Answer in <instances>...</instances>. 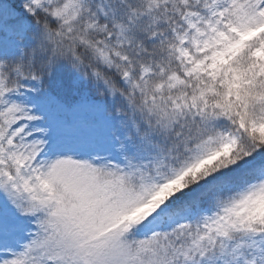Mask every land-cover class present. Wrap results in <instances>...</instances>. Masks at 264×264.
Returning <instances> with one entry per match:
<instances>
[{"label": "snow or ice", "instance_id": "obj_1", "mask_svg": "<svg viewBox=\"0 0 264 264\" xmlns=\"http://www.w3.org/2000/svg\"><path fill=\"white\" fill-rule=\"evenodd\" d=\"M0 264H264V0H0Z\"/></svg>", "mask_w": 264, "mask_h": 264}]
</instances>
